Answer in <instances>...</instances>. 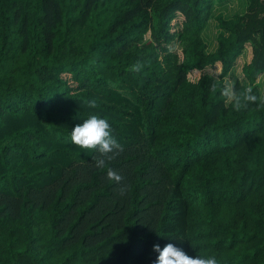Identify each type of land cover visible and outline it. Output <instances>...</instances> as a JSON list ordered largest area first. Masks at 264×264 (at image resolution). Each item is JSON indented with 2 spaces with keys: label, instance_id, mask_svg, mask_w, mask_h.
I'll list each match as a JSON object with an SVG mask.
<instances>
[{
  "label": "trees",
  "instance_id": "obj_1",
  "mask_svg": "<svg viewBox=\"0 0 264 264\" xmlns=\"http://www.w3.org/2000/svg\"><path fill=\"white\" fill-rule=\"evenodd\" d=\"M246 1L0 0V264H153L157 243L264 264V107L222 94L249 47L232 86L264 96V0ZM211 18L227 35L207 52ZM92 113L124 146L123 196L71 142Z\"/></svg>",
  "mask_w": 264,
  "mask_h": 264
},
{
  "label": "clouds",
  "instance_id": "obj_2",
  "mask_svg": "<svg viewBox=\"0 0 264 264\" xmlns=\"http://www.w3.org/2000/svg\"><path fill=\"white\" fill-rule=\"evenodd\" d=\"M145 66V61L137 60L129 70L138 73ZM211 90L216 91L215 83L212 84ZM222 94L236 111L246 110L250 104L264 107V96H258L252 87L237 92L234 86H225ZM85 103L90 109L98 107L95 99L88 100ZM70 139L77 147L96 153L94 156L95 166L106 170L107 178L119 186L118 193L121 196L128 191V185L123 183V177L109 166L110 162L124 151V146L113 135L111 124L107 119L95 113L90 114L82 123L76 124L72 128ZM153 251L157 253L153 264H220L214 255L197 254L196 256H190L173 243H167L163 248L158 243L154 244Z\"/></svg>",
  "mask_w": 264,
  "mask_h": 264
},
{
  "label": "rangeland",
  "instance_id": "obj_3",
  "mask_svg": "<svg viewBox=\"0 0 264 264\" xmlns=\"http://www.w3.org/2000/svg\"><path fill=\"white\" fill-rule=\"evenodd\" d=\"M247 6L246 0H215V4L213 7V15H216L218 12L224 14L225 16H231L235 13H242L244 12ZM227 35V32L218 28L217 22L210 19L207 23L206 27L203 30L202 36L204 42L206 43V51L213 52L217 47V36L218 34ZM170 49L177 51L178 44L176 41H173L170 44ZM251 52L249 47H245L241 55L236 60L234 68L224 77V82L226 86H232L234 81L237 78H242V65L250 59ZM220 63H216L214 66L207 68L206 72L209 73L211 76L218 78L220 74ZM195 73L190 75V77L194 76ZM256 86L259 88L260 92L264 89V73L259 75L255 82ZM229 102V101H227Z\"/></svg>",
  "mask_w": 264,
  "mask_h": 264
},
{
  "label": "crops",
  "instance_id": "obj_4",
  "mask_svg": "<svg viewBox=\"0 0 264 264\" xmlns=\"http://www.w3.org/2000/svg\"><path fill=\"white\" fill-rule=\"evenodd\" d=\"M220 1V0H219ZM214 20V19H213ZM210 21V20H209ZM203 33V32H202Z\"/></svg>",
  "mask_w": 264,
  "mask_h": 264
}]
</instances>
